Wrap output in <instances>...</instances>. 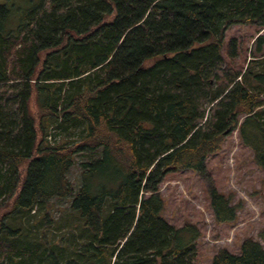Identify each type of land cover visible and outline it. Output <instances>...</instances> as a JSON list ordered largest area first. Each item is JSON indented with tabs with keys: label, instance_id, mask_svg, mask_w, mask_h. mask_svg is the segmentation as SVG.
<instances>
[{
	"label": "trees",
	"instance_id": "16d2710c",
	"mask_svg": "<svg viewBox=\"0 0 264 264\" xmlns=\"http://www.w3.org/2000/svg\"><path fill=\"white\" fill-rule=\"evenodd\" d=\"M7 16L0 3V264H264L251 237L199 263V228L169 222L159 192L168 172L203 174L233 130L264 171V59L236 68L231 38L222 51L231 24L264 28V0H38L14 29ZM209 202L216 222L236 217L229 194Z\"/></svg>",
	"mask_w": 264,
	"mask_h": 264
},
{
	"label": "rangeland",
	"instance_id": "374dc122",
	"mask_svg": "<svg viewBox=\"0 0 264 264\" xmlns=\"http://www.w3.org/2000/svg\"><path fill=\"white\" fill-rule=\"evenodd\" d=\"M0 3L8 8L4 24L7 30L14 29L21 14L34 7L38 0H0ZM258 33L264 34V28L256 33L253 26L240 23L231 24L225 30L222 51L227 54V42L231 38L236 68H243L249 58H256L251 66L259 57L264 59V43L258 51L253 41ZM78 174L76 159L67 172L74 186L78 184ZM212 188L229 194L231 203H239L233 220H214L209 202ZM159 192L164 200L162 215L169 222L179 226L189 221L199 228L196 239L199 263H209L219 248L238 252L240 242L246 237L258 240L264 247V171L254 161L252 149L242 143L237 130L227 134L221 147L206 158L203 174L189 169L168 172ZM66 204V199L54 198L52 215L58 218L66 210Z\"/></svg>",
	"mask_w": 264,
	"mask_h": 264
}]
</instances>
